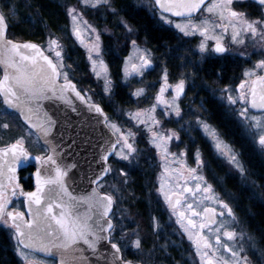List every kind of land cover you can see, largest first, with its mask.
Wrapping results in <instances>:
<instances>
[{
    "label": "snow or ice",
    "instance_id": "snow-or-ice-1",
    "mask_svg": "<svg viewBox=\"0 0 264 264\" xmlns=\"http://www.w3.org/2000/svg\"><path fill=\"white\" fill-rule=\"evenodd\" d=\"M232 2L233 0H211L206 4V0H155V4L163 12L184 18L183 22L175 24V28L181 33L189 36L198 32L204 37L199 45L201 53L208 50L207 40L212 39L216 42L214 51L221 54L229 51L222 43L223 33H226L229 27L232 28L231 41L234 44L245 43L242 33H250L253 37L258 35L260 41L264 42V21L247 20L243 14L229 8ZM84 3L95 7L108 3V0H84ZM260 3L264 4V0H260ZM202 8L210 15L197 18L195 14L200 13ZM69 15L74 25L73 32L83 43L78 23L82 14L77 13L75 8H71ZM161 18L169 24L173 23L166 16ZM83 23L87 24L86 21ZM125 26L127 27V25ZM87 28L95 34L94 41L88 48V59L92 63V71L98 78L103 75L105 91H110L112 81L108 74V67L101 56L100 35L91 25H87ZM6 29V17L3 12H0V66L3 69V75L0 77V97L7 108L18 111L30 128L36 130V143L40 144L43 141L41 147L45 151L41 155L32 156L25 147L23 136L17 138L14 143L0 148V222L15 230L16 249L24 264H43L42 261L36 259V253L52 254L53 250L60 257L59 264H90L89 258L84 255V246L95 255L101 241H107L111 249L114 250L111 253V264H131V261L123 259L120 244L113 242L112 239L116 227L113 223L115 199L110 193H101L99 189L104 187L101 183L104 177L112 172V167L108 163L109 156L115 153L121 160L128 161L129 157L137 151L133 143L130 142V138L134 137L135 133L131 129L127 132L121 131L116 123L110 122L105 116V124L112 129L117 139L115 142L106 141L107 146L102 149L100 155L102 162L100 170L89 178L90 184L96 185V187L84 193L73 194L68 179L69 170L75 165L61 162L60 153L57 152L58 145L49 139L57 121L44 109L42 102L52 101L54 105L57 102H62L76 111L73 104L72 94H74L76 99L87 105L89 111L103 115V110L98 104L91 103V98H86L69 79L68 72L64 71L63 56L59 50L61 46L57 39L48 41V50L54 51L53 58L46 55L45 50L35 43H17L7 39ZM217 29L220 30V34H217ZM128 30L131 31V28ZM131 43L134 55H130L126 60L125 77L133 74L143 76L144 71L152 65L149 50L141 49L136 40H132ZM261 46L264 47V43ZM93 54H95V58ZM239 55L243 56V53ZM255 68L264 69V59H260ZM244 76L249 79L240 82L237 96L234 97L230 91L225 89L228 91L227 100L231 105L240 104L239 110H235L237 115L247 122L249 128L255 131L257 142L261 149H264V75H256L255 69H253L245 71ZM253 76H255L254 79L251 78ZM163 81L164 83L155 97L156 104L149 109H140L129 113V115L139 124H144L147 127L148 132L151 133L152 144L160 150L161 158L167 164L169 156H176L175 153L169 152L168 142L173 137L176 139L179 137L174 131H169L167 135L154 131V127L160 123L154 113L156 106L162 104L166 110L171 108L176 116H180L177 101L184 93L185 81L180 79L174 85L175 95L171 100L164 96L167 89L172 87L167 82V71L164 72ZM143 93L144 89L140 88L134 95L140 97ZM250 108L259 110L262 114L260 116L250 115ZM197 124L211 137L216 150L226 156L228 161L243 173L244 168L239 163L236 154L230 146L224 144L216 130L203 120L197 119ZM3 127L7 128L8 125L4 124ZM32 134L29 132V135ZM117 145H120L119 150H117ZM180 155L185 154L181 153ZM30 158L37 165L34 173L35 190L25 192L19 183L16 172L17 168ZM180 163L181 168L171 171L165 166V173L169 175L175 173L176 183L173 185L167 180L163 181L160 192L163 193L173 213L177 215L178 222L188 233L189 239H195L197 252L201 255V259L206 260V264H241V261L247 264V257H240L239 251L233 250L228 244H221L219 234L215 235L216 246L202 234V230L209 227V224L217 223L214 218L217 214L216 209L204 208L201 213L197 212L191 203L186 206L182 205L181 199L184 197V193H192L195 196L196 192H201L207 194L203 196V199L215 201L227 210L228 216H233L232 209L213 192L212 185L207 184L202 174H198L197 168H187L186 171L189 175L186 176L183 170V161L181 160ZM196 163L198 167L203 164L198 151ZM121 173L126 175L123 170ZM181 180L184 181L183 184H180ZM189 180L197 181L195 190L188 186ZM202 183L205 185L203 188ZM17 196L26 198L28 217H25L23 212L9 210L8 206L12 203V197ZM174 196L175 199H173ZM202 202L203 200H201ZM181 208L184 210H180ZM187 212H190L192 216H203L205 220L198 223L188 217ZM208 213L213 215L209 216ZM218 215L223 217L225 213L220 212ZM233 219L235 218L233 217ZM185 220H187L186 224ZM221 230L229 241L235 240L238 235L239 239L244 238L243 233L238 234L234 230H228L223 222L219 223L214 231L220 233ZM209 231L212 232L213 229L209 228ZM249 239L251 238L249 237ZM133 244L139 249L141 241L136 239ZM221 246L231 253V259L216 255ZM204 249L211 250L213 255L209 256V252ZM242 250L240 249V251Z\"/></svg>",
    "mask_w": 264,
    "mask_h": 264
},
{
    "label": "rangeland",
    "instance_id": "rangeland-1",
    "mask_svg": "<svg viewBox=\"0 0 264 264\" xmlns=\"http://www.w3.org/2000/svg\"><path fill=\"white\" fill-rule=\"evenodd\" d=\"M242 1L244 0H233L232 4L229 5V8L235 7V4H240ZM5 2L6 0H0L1 5ZM131 2L138 7H145V9L156 17L161 25L166 26L171 30L177 42V37L190 41H197L199 38L201 41L204 40V37L198 32L194 35L185 36L178 29H176L175 24L181 23L183 20L175 19L161 13L154 0H131ZM8 3L9 2L4 4V12L10 24L16 21L17 9ZM64 4L65 12L69 20V27L67 26V28L63 31V35H58L48 31L46 33V37L39 43L49 55L54 57V51L48 50V41L49 39H57L61 46L59 50H61L63 56V63L65 65L64 71L68 72L69 79L77 83L79 89L85 92L87 97L91 98L90 101L101 103L107 109L110 122L116 123L123 132H127L131 129V131L135 133V136L130 138V142L133 143V146L137 151L129 157L128 161H123L114 154L110 161L112 172L109 177L102 182L104 187L101 189L112 194L115 198V207L113 211L115 216L113 217V220L116 227L112 236L122 242L123 247L127 252L130 251L129 248L131 246H134L133 241L139 239L141 241L140 252L144 254L145 252L143 248L148 235L156 230L159 231L167 228V231L169 232H164L161 238L167 240V245L168 247L171 245L170 248L172 250L176 249L179 245V249L182 251V260L184 264H206V260H202L201 255L197 252L195 239H189L188 233L185 232L184 228L178 222L177 215L171 212L168 202L165 200L163 193L160 192V186L163 181L167 180L168 183L173 185L176 183L175 180H171L167 176V173L164 172L165 166L170 168L168 161L167 164L165 162L163 163L160 181L155 183V186H149L148 190H143L144 193L142 194H135L134 187L132 186V181L130 179V172L132 169H146L147 162H145V160L149 154L148 149L146 150L148 145H151L154 148L155 154H161V152L154 144H152L151 133L148 132L147 127L144 124H139L136 120L132 119L129 113H134L140 109H149L156 104V93H159L160 87L164 83L163 75L165 71H167L168 75L167 82L172 86L167 89V95L165 98L171 100V98L175 95L174 85L183 78L180 75L182 73H179V59L170 62L168 57L166 59L162 54H158L154 47L150 46L144 39L138 38L132 25L118 13L114 0H108V3L100 4L95 7L91 6V4H85L84 0H75L72 2L65 1ZM71 8H75L77 13L82 14L78 23L81 29V35L84 41L83 43H81V39L73 32L74 25L71 16L69 15V9ZM254 10H256V12H254L255 16H251L250 13H248L246 15L243 14L244 18L250 21H264V7L255 8ZM209 15L210 14L203 10L197 18H200L201 16L207 17ZM162 16H166L169 20H172L173 23H167L161 18ZM213 19H215L214 16ZM83 21H86L87 24L85 25ZM87 25H91V27L94 28L100 35L101 56L108 67V74L112 81L110 91H105L103 75L98 78L92 71V63L88 59V48L91 42L94 41L95 34L87 28ZM125 25H127V27ZM129 28H131V31L128 30ZM217 32L220 34L219 29H217ZM242 38L246 43L251 41L253 36L250 33H242ZM132 40H136L137 45L141 49L149 50L152 65L144 71L143 76L133 74L132 76L125 77L124 68L126 60L130 55H134L133 45L131 43ZM257 40L260 41V37H257ZM211 41L214 40H207V45L208 42ZM244 44H234L231 41L230 45L233 50H239ZM77 54L79 56L76 57ZM93 57L95 58V54H93ZM170 58L174 57L172 56ZM111 60L114 61L113 63H117L119 65L118 74L111 66ZM116 75H118V77ZM157 82L158 86L155 90L156 93L153 97H151L149 92L152 91L154 88L153 86L156 85ZM189 83L191 84L190 81ZM120 86L123 89H126L125 98L128 100L126 104L119 101L120 98H122L117 92V89ZM201 86L203 89L207 90V92L209 90H214L217 99L230 109L234 110V107L240 106L239 103L231 105L227 100L228 91H230L234 97L237 96L235 89L232 88L225 91L224 86H220L217 89L216 87H210L209 84ZM140 88L144 89V93L140 97H136L134 93ZM203 100L205 99H202V97L198 95L193 97L187 96L184 100L178 99L177 103L180 108V116H176L171 108L166 110V108H163L160 104L157 105L154 115L160 123L159 125H156L153 130L159 131L165 135L169 134V131L179 133V161L178 159H175L174 161L179 163V168L182 167L180 161H183V170L185 171L186 176L188 175V172L186 171L187 168H197L198 174H202L207 184H210L205 177L207 175L206 161L203 160L200 155V159L203 161V164L198 167L196 163V155L194 156L193 152L189 150L191 148L186 150L184 145L182 147L181 142V138L183 140H187V138L181 135V131H183L182 133H187L188 131H198L199 135L206 139L208 143H210V140L212 141L211 137L205 133L204 129L196 123V119H193L194 115L196 118L198 116V108H202V106L205 105ZM192 122L195 126H192ZM4 124H7L8 127H3ZM29 132L30 131L22 125L16 115L9 113L6 110L0 98V147L23 136L25 138V147L30 152L41 155L45 151L44 148L41 147L40 144L36 143V137L33 134L29 135ZM176 142L177 139L173 137V139L168 142L169 149L171 145L173 146L174 144L175 146ZM119 147L120 145H118L117 150H119ZM169 152H171V150H169ZM181 153H184L185 155L181 156ZM170 157L171 156L168 158ZM121 170H123V173H126V175H123ZM183 183L184 181L181 180L180 184ZM196 183L197 181L195 180H189L188 186L195 190ZM204 186L205 185L202 183V188ZM213 192L222 200L233 197V195H228L222 191L218 192L214 190ZM204 195L207 194L196 192V195L193 196L192 193L186 192L184 193L182 205L186 206L191 203L193 208H195L197 212L201 213H203L204 208L220 209V204L213 200L203 199ZM201 200H203L202 203ZM135 202L140 204L142 207L141 210L144 211L145 216H147V220L145 221L146 223L144 224L138 220L137 215L139 212L133 207ZM180 210L184 209L181 208ZM186 215L191 219L196 220L198 223L205 220V217L192 216L190 212H187ZM221 222H223L228 229L234 230L238 234L243 233L244 238L241 240L238 235L235 240L229 241L227 237L222 234L223 230H221L220 233H216L214 230ZM184 223L186 224L187 220H185ZM219 223L211 226V229H213L212 232L205 229L202 230V233L208 237L209 241H211L214 246H216L215 235L219 234L221 236L222 245L228 244L233 248V250L239 251L240 257H247V261L252 260L254 262L253 264H255L260 255L259 246L255 241H253V239H249L250 235L244 231L245 228L243 225L229 220H221ZM2 225L4 224H1L0 227L5 226L7 227L6 229L12 230L11 227ZM169 228L173 230L170 231ZM12 239L14 243L13 251L16 257L19 258L20 262L24 264V261L16 249L17 242L14 233H12ZM240 249L243 250L240 251ZM204 251H208L209 256L213 255L211 250L204 249ZM216 255H222L225 259H231V253L227 252L222 246L219 248V252ZM148 256H152V253ZM167 256H169L168 250ZM242 262L243 261H241V264Z\"/></svg>",
    "mask_w": 264,
    "mask_h": 264
},
{
    "label": "flooded vegetation",
    "instance_id": "flooded-vegetation-1",
    "mask_svg": "<svg viewBox=\"0 0 264 264\" xmlns=\"http://www.w3.org/2000/svg\"><path fill=\"white\" fill-rule=\"evenodd\" d=\"M210 2L211 0H208L206 4ZM261 7L263 8L264 5L254 0H244L240 4H235V7L230 8L231 10H234L238 13H242L245 15L250 13L251 16H255L254 12H256V10L254 9ZM0 9L5 15V10L1 4ZM136 9L138 10V12L139 10H142L146 15L153 19L154 23H156L158 26L167 28L166 26L161 25L156 17H154L147 9H145V7L136 6ZM203 10L204 9L202 8L200 13L195 14L196 17H198V15L203 12ZM117 11L122 18L130 23L125 16L126 13L122 14L118 9ZM163 14L168 15L165 13ZM175 19L183 20L184 18ZM130 24L134 28L137 37L140 39H144L151 46V43L147 39L139 35L134 25L132 23ZM217 33L219 34V32ZM231 34V27L228 28V31L226 33H223L222 43L229 49V51L222 54L216 53L214 51V46L216 43L215 40L208 42V50L204 53H201L199 49V44L201 41L200 38L197 41H190L177 37L179 43L177 44V48L179 49V73H182L180 75L185 81L184 93L179 97V99L184 100L187 96L193 97L197 95L202 97V99H205L203 100L205 105L202 106V108H198V116L196 118L194 115L193 119H196V123L197 119L203 120L216 130L217 134L224 142V144L230 146L232 151L236 154L239 163L244 168V172L241 173L234 164L228 161L226 156L221 155L220 152L216 150L213 140H210V143H208L206 139L202 138L199 135L198 131H188L187 133H182L183 131H181V135L187 138V140H183L181 138V142L182 147L184 145V148L186 150L191 148L189 150L193 152L194 156L198 151L203 160L206 161L207 175L205 177L212 185L213 191H222L228 195H233V197L223 200L232 209L233 216H228L227 210L220 205V209H216L217 214L214 217L216 222L219 223V221L221 220H229L243 225V227L245 228L244 231L247 232L250 235V238L253 239V241H255L259 246L258 248L260 255L255 264H264V232L262 227H257L261 226L264 223V149H261L260 145L258 144L255 131L249 128L247 126V122L243 121L237 115V112L235 110H239L240 106L234 107V110L230 109L217 99L214 90H209L207 92V90L203 89V87L201 86L209 84L210 87H216V89L220 86H224L225 89L230 90L233 88L238 93V85L240 84V82L245 79H249L248 77L244 76L245 71L255 69L256 75H264V69L255 68L256 63L260 59H264V47L261 46L262 42L257 40V37L259 36L257 35L256 37L251 38V41L246 42L239 50H233L230 45ZM240 53H243V56L239 55ZM214 64L216 65L215 70L212 68ZM116 73L118 74V71ZM1 76L2 70L0 68V77ZM251 78L254 79L255 76ZM189 81L191 82V84L189 83ZM157 86L158 82L153 86L154 88L152 89V91L149 92V95L151 97L155 95ZM157 94L158 93H156V95ZM166 95L167 91L164 93L165 97ZM210 101L213 102L215 106L208 105V102ZM160 105L165 108L164 105ZM5 108L9 113L16 115L22 125L36 137L35 133L22 122L17 112L9 110L6 106ZM105 110L108 114L106 108ZM249 114L260 116L262 113L259 110L250 108ZM192 126H195L193 122ZM177 135L179 137V133H177ZM14 142L15 141L6 143L0 148H3L6 145ZM40 145H42L41 142ZM147 149L149 151V154L147 156V159L145 160V162H147L146 169H132V171L130 172V179L132 182L135 180L136 176H139L141 178L145 191L149 189V186H155V183L160 181V176L163 170V163L165 162L161 158L162 154H155V150L151 145H148L146 150ZM169 150H171L170 153L176 154L175 157L171 156L167 160L170 164L169 169L171 171L173 169H176V167L179 168V163L174 161L175 159H178L179 161V139H177L175 146L174 144L173 146L171 145ZM30 153L32 155H39L33 152ZM35 171V166L28 165L24 168H21L16 173L19 183L21 184L25 192L33 191L35 189ZM187 174L189 175V173ZM109 175L104 178L101 183L104 182L109 177ZM167 176L171 180H175V173H172V175L167 174ZM100 190L102 192H106L101 188ZM175 198L176 197L174 196L173 199ZM24 200V196L12 197V203L8 206L9 210L24 212ZM169 209L171 210V212H173L170 207ZM220 212H224L225 215L223 217L218 215V213ZM233 217L235 219H233ZM1 224L3 223L0 222V225ZM216 224H212L209 227L204 228L203 230L208 229L209 231V228ZM169 230L172 231L173 229L169 228ZM12 231L15 234L14 229H12ZM164 232L168 233L169 231H167V228H165L159 231L156 230L154 232H151V234L148 235L143 248L145 252L144 254L140 252V248L137 249L135 246H131L129 248L130 251L127 252L125 251L122 242H120L118 239H115L113 236L112 239L113 242L120 244L122 257L124 260H128L136 264H184L182 260V251L179 249V245L174 250L170 248L171 245L168 247L167 240L161 238ZM167 250L169 256H167ZM151 253L152 256H148ZM17 259L19 260V258ZM36 259L38 261H42L43 264H56V261L54 259L46 258L38 254H36ZM19 263L23 264L20 262V260ZM253 263L254 262L252 260L247 261V264ZM242 264H245V262L243 261Z\"/></svg>",
    "mask_w": 264,
    "mask_h": 264
},
{
    "label": "water",
    "instance_id": "water-1",
    "mask_svg": "<svg viewBox=\"0 0 264 264\" xmlns=\"http://www.w3.org/2000/svg\"><path fill=\"white\" fill-rule=\"evenodd\" d=\"M207 1L208 0H206V2ZM254 1L260 3V0H254ZM157 8L161 12H163V10L160 9L158 5ZM163 13L168 14L172 17H176L172 13H168V12H163ZM176 18H182V17H176ZM6 24H7V29H6L7 39L17 43H24V42L35 43L39 45L42 49H44L40 43L35 41H30V40L18 41L13 38H10L8 36L7 20H6ZM45 54L49 55L46 51ZM0 68L2 70V75H3L2 66H0ZM71 81L76 85L77 90H80L77 87L75 81L73 80ZM62 82L63 80H61V83ZM82 94L85 95L83 92ZM72 95H73V104L76 108V111H73L72 107L63 104L62 102H57L55 105L53 104L52 101H43L42 103L44 105V109L48 111L49 115H51L57 121L49 139H51L54 144L58 145L57 152L60 153L61 162L68 165H75L69 170L68 183L70 185V190L73 191V194H80L90 191L93 187H96V185L90 184L89 178L93 176V173H98L100 170V165L102 163L100 161V155L102 149L107 146L106 141L115 142L117 137L116 135L113 134L112 129H110L104 122V117L107 116V113L101 104L91 102L98 104L102 108L103 115L100 113H96L95 111H89L86 104L76 99L74 97V94ZM9 110L17 112L21 120L30 128V126L27 124V122L24 120V118L20 115L18 111L14 109H9ZM31 130L34 133L36 132L35 129H31ZM41 142L43 143V141ZM112 155L109 156V160L112 157ZM28 165H33L35 167L37 166L35 161L30 158L22 166L17 168V172L21 168H24ZM182 201L183 198L181 199V202ZM24 202H25V209H24L25 213L24 212L23 213L25 214V217H28L29 213H28V205L26 203V198ZM208 215L212 216L213 214L208 213ZM210 225L212 224H209V226ZM84 247H85L84 255L89 258L90 264H111V253L114 250L111 249V246L110 244H108L107 241L100 242V244L98 245V250L95 255L90 250H87L86 246ZM36 254L46 258L54 259L56 261V264H59L60 257L56 254L55 250H53L52 254H46L40 252H37ZM131 264H136V263L131 262Z\"/></svg>",
    "mask_w": 264,
    "mask_h": 264
},
{
    "label": "trees",
    "instance_id": "trees-1",
    "mask_svg": "<svg viewBox=\"0 0 264 264\" xmlns=\"http://www.w3.org/2000/svg\"><path fill=\"white\" fill-rule=\"evenodd\" d=\"M65 1L72 2L75 0H6L5 3L9 2V5L17 9L16 21L9 24V36L15 39L40 42L46 37L48 31L63 35V31L67 26L69 27ZM4 4L2 5L3 8ZM114 4L122 14L126 13L125 16L134 25L139 35L147 39L158 54H162L166 59L168 57L170 62L179 59V49L177 48L179 43L170 29L158 26L142 10L138 12L131 0H114ZM77 56L79 55L77 54ZM172 56L174 58H170ZM113 62L111 60V66L117 72L119 65ZM212 68L215 70L216 65L214 64ZM125 90L120 86L117 92L122 97L119 101L126 104L128 100L125 98ZM208 105L215 106L211 101L208 102ZM131 183L135 194L144 193L143 181L139 176H136ZM133 207L139 212L138 220L142 224L146 223L147 216L141 210L140 204L135 202ZM257 227H262L264 232V223ZM12 233V230L0 227V264H20L13 251Z\"/></svg>",
    "mask_w": 264,
    "mask_h": 264
}]
</instances>
